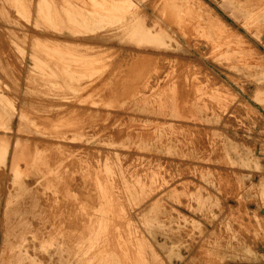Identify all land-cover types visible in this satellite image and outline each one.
I'll list each match as a JSON object with an SVG mask.
<instances>
[{
	"label": "rangeland",
	"instance_id": "374dc122",
	"mask_svg": "<svg viewBox=\"0 0 264 264\" xmlns=\"http://www.w3.org/2000/svg\"><path fill=\"white\" fill-rule=\"evenodd\" d=\"M0 114V264H264V0H0Z\"/></svg>",
	"mask_w": 264,
	"mask_h": 264
},
{
	"label": "bare ground",
	"instance_id": "6f19581e",
	"mask_svg": "<svg viewBox=\"0 0 264 264\" xmlns=\"http://www.w3.org/2000/svg\"><path fill=\"white\" fill-rule=\"evenodd\" d=\"M22 1V0H21ZM174 4V3H173ZM165 5H166V3H165ZM174 7H175V5H174ZM173 11V10H172ZM206 39V38H205ZM71 45V44H70ZM51 50V49H50ZM74 50V49H73ZM210 53V52H209ZM78 54V53H77ZM219 54V53H218ZM158 55V54H157ZM55 56V55H54ZM221 56V55H220ZM215 57H217V56H215ZM44 59V58H43ZM142 59V58H141ZM211 59H212V57H211ZM59 60V59H58ZM92 60V59H91ZM136 60H138V59H136ZM150 60V59H149ZM42 61V60H41ZM83 62V61H82ZM86 62V61H85ZM84 62V63H85ZM91 62V61H90ZM94 62V61H93ZM131 62H132V60H131ZM175 63V62H174ZM232 63V62H231ZM43 64V63H42ZM61 64V63H60ZM46 65V64H45ZM140 65V64H139ZM162 65V64H161ZM221 65V64H220ZM36 66V65H35ZM75 66V65H74ZM79 66V65H78ZM92 66H94V65H92ZM132 66V65H131ZM138 66V65H137ZM185 66H186V64H185ZM228 66V65H227ZM38 67H40V66H38ZM150 67V66H149ZM155 67V66H154ZM171 67V66H170ZM192 67V66H191ZM195 67V66H194ZM198 67V66H197ZM138 68V67H137ZM145 68V67H144ZM174 68H177V67H174ZM189 68V67H188ZM44 69V68H43ZM79 69V68H78ZM89 69V68H88ZM141 69H142V67H141ZM182 69H183V67H182ZM71 70H73L72 68H71ZM89 70H91V69H89ZM93 70V69H92ZM115 70V69H114ZM192 70V69H191ZM74 71V70H73ZM97 71V70H96ZM195 71V70H194ZM112 72V71H111ZM143 72V71H142ZM145 72V71H144ZM187 72V71H186ZM87 73V72H86ZM152 73V72H151ZM182 73V72H181ZM46 74V73H45ZM144 74V73H143ZM56 75V74H55ZM108 75V74H107ZM107 75H105V76H107ZM185 75V74H184ZM99 77H97V79H98ZM171 78H173V76L171 77ZM181 78V77H180ZM168 79V78H167ZM186 79V78H185ZM196 79V78H195ZM67 80V79H66ZM96 80V79H95ZM169 80V79H168ZM170 81V80H169ZM189 81V80H188ZM196 81V80H195ZM197 81H199V80H197ZM89 82V81H88ZM92 82V81H91ZM114 82H115V80H114ZM113 82V83H114ZM174 82V81H173ZM193 82V81H192ZM126 83V82H125ZM129 83V82H128ZM127 83V84H128ZM133 83V82H132ZM170 83V82H169ZM179 83V82H178ZM196 83V82H195ZM199 83V82H198ZM84 84V83H83ZM92 84V83H91ZM121 84V83H120ZM171 84V83H170ZM193 84V83H192ZM85 85V84H84ZM115 85H116V83H115ZM188 85V84H187ZM201 85H202V83H201ZM83 86V85H82ZM113 86V85H112ZM159 86V85H158ZM166 86V85H165ZM175 86V85H174ZM91 87V86H90ZM185 87V86H184ZM187 87V86H186ZM198 87V86H197ZM202 87V86H201ZM203 87H204V85H203ZM208 87V86H207ZM206 87V88H207ZM120 88H121V86H120ZM125 88V87H124ZM88 89V88H87ZM103 89V88H102ZM127 89H129L128 87H127ZM155 89V88H154ZM157 89V88H156ZM159 89V88H158ZM163 89H164V86H163ZM194 89H196V88H194ZM84 90H85V88H84ZM110 90V89H109ZM121 90H122V88H121ZM130 90V89H129ZM137 90V89H136ZM160 90H161V88H160ZM175 90V89H174ZM182 90V89H181ZM202 90V89H201ZM89 91V90H88ZM126 91V90H125ZM128 91V90H127ZM167 91V90H166ZM204 91V90H203ZM209 90H207V92H208ZM91 92V91H90ZM118 92L119 91H117V94H118ZM123 92H124V90H123ZM129 92V91H128ZM138 92V91H137ZM169 92V91H168ZM103 93H105V92H103ZM112 93V92H111ZM114 93V92H113ZM116 93V92H115ZM175 93V92H174ZM218 93H219V91H218ZM92 94V93H91ZM110 94V93H109ZM123 94V93H122ZM138 94V93H137ZM200 94V93H199ZM93 95V94H92ZM99 95H100V93H99ZM127 95V94H126ZM129 95V94H128ZM128 95H127V97H128ZM208 95V94H207ZM222 95H224V94H222ZM231 95V94H230ZM90 96V95H89ZM124 96V95H123ZM130 96V95H129ZM157 96V95H156ZM173 96V95H172ZM204 96V95H203ZM88 97V96H87ZM140 97V96H139ZM213 97H214V95H213ZM102 98V97H101ZM120 98H121V96H120ZM146 98V97H145ZM175 98V97H174ZM197 98V97H196ZM221 98V97H220ZM79 99V98H78ZM91 99V98H90ZM121 99H123L124 100V98H121ZM127 99V98H126ZM142 99H143V97H142ZM210 99V98H209ZM216 99V98H215ZM219 99V98H218ZM222 99V98H221ZM98 100V99H97ZM120 100V99H119ZM165 100V99H164ZM187 100H189V99H187ZM199 100V99H198ZM205 100H207V99H205ZM204 100V101H205ZM32 101V100H31ZM76 101H77V98H76ZM92 101H95L94 99L92 100ZM100 101V100H99ZM108 101V100H107ZM122 101V100H121ZM96 102V101H95ZM103 102V101H102ZM120 102V101H119ZM137 102V101H136ZM150 102V101H149ZM201 102V101H200ZM218 102H220V99H219V101ZM229 102V101H228ZM73 103V102H72ZM111 103H113V102H111ZM110 103V104H111ZM79 104V103H78ZM84 104V103H83ZM104 104V103H103ZM120 103H118V105H119ZM140 104V103H139ZM200 104V103H199ZM93 105V104H92ZM145 105V104H144ZM152 105V104H151ZM221 105V104H220ZM55 106V105H54ZM99 106H101V105H99ZM111 106V105H110ZM114 106H115V104H114ZM193 106V105H192ZM203 106V105H202ZM219 106V105H218ZM233 106V105H232ZM44 107V106H43ZM60 107V106H59ZM67 107V106H66ZM69 107V106H68ZM220 107V106H219ZM111 108V107H110ZM117 108V107H116ZM121 108V107H120ZM191 108V107H190ZM196 108V107H195ZM216 108H217V106H216ZM32 109V108H31ZM48 109V108H47ZM53 109V108H52ZM113 109V108H112ZM142 109V108H141ZM159 109V108H158ZM168 109V108H167ZM207 109V108H206ZM214 109V108H213ZM63 110H65V109H63ZM95 110V109H94ZM192 110V109H191ZM195 110H197V109H195ZM212 110V109H211ZM217 110V109H216ZM58 111H59V109H58ZM69 112H70V110H68ZM74 111V110H73ZM72 111V113H74ZM150 111H151V109H150ZM213 111V110H212ZM31 112V111H30ZM53 112V111H52ZM97 112V111H96ZM144 112V111H143ZM146 112V111H145ZM163 112V111H162ZM177 113H179L178 111H176ZM34 113V112H33ZM36 113V112H35ZM76 113V112H75ZM147 113V112H146ZM151 113V112H150ZM156 113V112H155ZM170 113V112H169ZM46 114V113H45ZM53 114V113H52ZM55 114V113H54ZM60 114V113H59ZM61 114H62V110H61ZM68 114V113H67ZM66 114V115H67ZM109 114V113H108ZM158 114V113H157ZM248 114V113H247ZM1 115V114H0ZM30 115V114H29ZM31 115H33V114H31ZM78 115V114H77ZM94 115V114H93ZM100 115V114H99ZM98 115V116H99ZM149 115V114H148ZM156 115V114H155ZM44 116H46V115H44ZM58 116V115H57ZM61 116V115H60ZM59 116V117H60ZM97 116V117H98ZM103 116V115H102ZM154 116V115H153ZM177 116H178V114H177ZM219 116V115H218ZM34 117V116H33ZM37 117V116H36ZM54 117V116H53ZM66 117H68V116H66ZM74 117V116H73ZM96 117V118H97ZM156 117V116H155ZM188 117V116H187ZM57 118V117H56ZM69 118H70V116H69ZM76 118V117H75ZM181 118V117H180ZM192 118V117H191ZM66 119V118H65ZM107 119V118H106ZM146 119V118H145ZM176 119V118H175ZM194 119V118H193ZM54 120V119H53ZM56 120V119H55ZM60 120H61V118H60ZM79 120H80V118H79ZM98 120V119H97ZM96 120V121H97ZM104 120V119H103ZM148 120V119H147ZM199 120V119H198ZM62 121V120H61ZM78 121V120H77ZM98 121H100L101 122V120H98ZM106 121V120H105ZM124 121V120H123ZM139 121V120H138ZM6 122V121H5ZM43 122V121H42ZM55 122V121H54ZM65 122V121H64ZM109 122V121H108ZM115 122H116V120H115ZM114 122V123H115ZM119 122V121H118ZM148 122V121H147ZM179 122V121H178ZM185 122V121H184ZM70 123L71 122H69V125L68 126H66V127H69L70 126ZM83 123V122H82ZM104 123V122H103ZM129 123V122H128ZM141 123V122H140ZM143 123V122H142ZM161 123V122H160ZM172 123V122H171ZM61 124V123H60ZM79 124V123H78ZM83 124H85V123H83ZM112 124V123H111ZM175 124V123H174ZM199 124H200V122H199ZM10 125V124H9ZM53 125V124H52ZM51 125V126H52ZM67 125V124H66ZM117 125V124H116ZM139 125V124H138ZM155 125V124H154ZM170 125V124H169ZM50 126V127H51ZM55 126V125H54ZM65 126V125H64ZM86 126H87V124H86ZM112 126V128H113V125H111ZM149 126V125H148ZM172 126V125H171ZM179 126V125H178ZM0 127H2V125L0 124ZM53 127V126H52ZM57 127H58V124H57ZM74 127V126H73ZM89 127V126H88ZM91 127V126H90ZM108 127V126H107ZM128 127V126H127ZM154 127V126H153ZM159 127V126H158ZM168 127V126H167ZM170 127V126H169ZM190 127V126H189ZM48 128H49V126H48ZM63 128V127H62ZM72 128V127H71ZM78 128V127H77ZM105 128V127H104ZM109 128V127H108ZM155 128V127H154ZM55 130H56V128H54ZM82 129V128H81ZM93 129V128H92ZM107 129V128H106ZM165 129V128H164ZM171 129H172V127H171ZM58 130V129H57ZM76 130H78V129H76ZM108 130V129H107ZM120 130V129H119ZM162 130V129H161ZM195 130V129H194ZM193 130V131H194ZM123 131V130H122ZM178 131V130H177ZM55 132V131H54ZM53 132V133H54ZM93 132H95V131H93ZM114 132V131H113ZM151 132V131H150ZM160 132V131H159ZM164 132V131H163ZM185 132V131H184ZM76 134H77V131L75 132ZM82 133V132H81ZM124 133V132H123ZM147 132H145V134H146ZM177 133V132H176ZM175 133V134H176ZM197 133V132H196ZM63 134V133H62ZM164 134V133H163ZM185 134V133H184ZM205 134V133H204ZM203 134V135H204ZM97 135V134H96ZM189 135V134H188ZM92 136V135H91ZM133 137V136H132ZM143 137V136H142ZM147 137V136H146ZM156 137V136H155ZM154 137V138H155ZM176 137V136H175ZM181 137V136H180ZM58 138V137H57ZM62 138V137H61ZM76 137H74V139H75ZM117 138V137H116ZM120 138V137H119ZM134 138V137H133ZM145 138V137H144ZM7 139V138H6ZM92 139V138H91ZM1 140V139H0ZM148 140V139H147ZM151 140V139H150ZM155 140V139H154ZM183 140V139H182ZM20 141V140H19ZM120 141V140H119ZM118 141V142H119ZM135 141V140H134ZM189 141V140H188ZM4 142V141H3ZM3 142H1L0 141V161L1 160H3V161H5L4 160V157L6 156L7 157V153H6V149L8 148L7 147V145L6 144H4ZM31 142V141H30ZM114 142V141H113ZM141 142V141H140ZM148 142H150V141H148ZM6 143V142H5ZM52 143V142H51ZM59 143V142H58ZM121 143V142H120ZM17 144V143H16ZM22 144V143H21ZM30 144V143H29ZM36 144V143H35ZM35 144H33V146H35ZM46 144V143H45ZM78 144V143H77ZM15 145V144H14ZM37 145H38V143H37ZM36 145V146H37ZM58 145H60V144H58ZM64 145V144H63ZM118 145H120V144H118ZM117 145V146H118ZM10 146V145H9ZM26 146V145H25ZM31 146V145H30ZM116 146V147H117ZM56 147H58V146H56ZM109 147V146H108ZM33 148H35V147H33ZM61 148V147H60ZM111 148V147H110ZM201 148V147H200ZM12 149H14V148H12ZM26 149V148H25ZM36 149V148H35ZM55 149V148H54ZM116 149V148H115ZM17 150H18V148H17ZM28 150H29V148H28ZM32 150V149H31ZM38 150V149H37ZM48 150V149H47ZM60 150V149H59ZM58 150V151H59ZM133 150V149H132ZM21 151V150H20ZM35 151V150H34ZM49 151V150H48ZM16 152V151H15ZM25 152H26V150H25ZM30 152V151H29ZM56 152V151H55ZM63 152V151H62ZM139 152V151H138ZM194 152V151H193ZM210 152V151H209ZM34 153V152H33ZM33 153H30V154H28V152H27V154H25V155H30L31 157V159H32V156H33ZM38 153V152H37ZM132 153H133V151H132ZM36 154V153H35ZM61 154V153H60ZM114 154V153H113ZM11 155H12V153H11ZM22 155V154H21ZM24 155V154H23ZM99 155V154H98ZM118 155H119V153H118ZM117 155V156H118ZM139 155V154H138ZM18 156V155H17ZM16 156V157H17ZM51 156V155H50ZM49 156V157H50ZM53 156V155H52ZM100 156V155H99ZM23 157V156H22ZM25 157V156H24ZM60 158H61V156H59ZM68 157V156H67ZM88 157V156H87ZM133 157V156H132ZM137 157V156H136ZM204 157V156H203ZM211 157V156H210ZM1 158H3V159H1ZM38 158V154L33 158V162H34V160L35 159H37ZM42 158V157H41ZM41 158H39V159H41ZM54 158V157H53ZM78 158V157H77ZM123 158V157H122ZM138 158V157H137ZM117 159H118V157H117ZM211 159V158H210ZM48 160V159H47ZM95 160V159H94ZM102 160V159H101ZM104 160V159H103ZM121 160V159H120ZM150 160V159H149ZM154 160V159H153ZM203 160V159H202ZM205 160V159H204ZM45 161V160H44ZM78 161V160H77ZM99 161V160H98ZM116 161V160H115ZM209 161V160H208ZM12 162H13V164H12V167H13V169H14V167H16V169H14V172H15V174H16V176L17 175H19V173H20V171H19V169L17 168L18 167V162H16V159H15V155H14V158H13V160H12ZM36 162V161H35ZM34 162V163H35ZM38 162V161H37ZM36 162V163H37ZM42 162H43V158H42ZM58 162H59V160H58ZM62 162V161H61ZM71 162V161H70ZM112 162V161H111ZM125 162V161H124ZM25 163V162H24ZM36 163H35V165H36ZM41 163V162H40ZM55 162H52V165L54 164ZM93 163V162H92ZM102 163V162H101ZM115 163V162H114ZM120 163V162H119ZM146 163V162H145ZM45 164V163H44ZM131 164V163H130ZM147 164V163H146ZM21 165V164H20ZM41 165V167H42V164H40ZM65 165H66V163H65ZM65 165H64V167H65ZM67 165H68V163H67ZM70 165V164H69ZM90 165V164H89ZM117 165V164H116ZM131 165H133V163L131 164ZM38 166H39V164H38ZM71 166H72V164H71ZM78 166V165H77ZM81 166V165H80ZM86 166V165H85ZM98 166H100V165H98ZM125 166V165H124ZM147 166V165H146ZM54 167V166H53ZM67 167V166H66ZM91 167V166H90ZM111 167H112V165H111ZM114 167V166H113ZM196 167V166H195ZM38 168V167H37ZM37 168H35V169H37ZM92 168V167H91ZM117 168V167H116ZM157 168V167H156ZM32 169V168H31ZM39 169V168H38ZM38 169H37V171H38ZM76 169V168H75ZM86 169V168H85ZM102 169V168H101ZM100 169V170H101ZM117 169H119V168H117ZM88 170V169H87ZM110 170V169H109ZM120 170V169H119ZM148 170V169H147ZM156 170V169H155ZM162 170V169H161ZM206 170V169H205ZM61 171H62V169H61ZM69 171V170H68ZM93 171V170H92ZM103 171V170H102ZM101 171V172H102ZM142 171V170H141ZM210 171V170H209ZM30 172V171H29ZM114 172V171H113ZM117 172V171H116ZM149 172V171H148ZM31 173V172H30ZM61 173V172H60ZM81 173V172H80ZM87 173V172H86ZM89 173V172H88ZM82 174V173H81ZM84 174V173H83ZM119 174V173H118ZM29 175V174H28ZM60 175V174H59ZM71 175V174H70ZM126 175V174H125ZM141 175V174H140ZM97 176V175H96ZM107 176V175H106ZM137 176V175H136ZM142 176H143V174H142ZM66 177H68V176H66ZM70 177V176H69ZM105 177V176H104ZM118 177V176H117ZM128 177V176H127ZM145 177V176H144ZM108 178V177H107ZM106 178V179H107ZM124 178H125V176H124ZM133 178V177H132ZM80 180H81V178H80ZM85 180V179H84ZM88 180V179H87ZM120 180V179H119ZM108 181V180H107ZM128 181V180H127ZM145 181V180H144ZM65 182H66V180H65ZM73 182V181H72ZM131 182V181H130ZM140 182V181H139ZM71 183V182H70ZM85 183V182H84ZM103 183V182H102ZM109 183V182H108ZM144 183H146V182H144ZM80 184V183H79ZM92 184V183H91ZM97 184H98V182H97ZM121 184V183H120ZM133 184V183H132ZM140 184V183H139ZM152 184H154V183H152ZM66 185V184H65ZM67 185H69V184H67ZM144 185V184H143ZM93 186V185H92ZM150 186H151V184H150ZM154 186V185H153ZM140 187V186H139ZM157 187H159V186H157ZM65 188V187H64ZM75 188V187H74ZM97 188V187H96ZM146 188V187H145ZM50 189V188H49ZM60 189V188H59ZM92 189V188H91ZM147 189V188H146ZM114 190V189H113ZM141 190V189H140ZM153 190V189H152ZM154 190H155V187H154ZM74 191V190H73ZM96 191V190H95ZM94 191V192H95ZM103 191V190H102ZM117 191V190H116ZM119 191V190H118ZM133 191H134V189H133ZM42 192V191H41ZM44 192V191H43ZM131 192H132V190H131ZM144 192V191H143ZM154 192V191H153ZM158 192V191H157ZM161 192V191H160ZM45 193V192H44ZM47 193V192H46ZM51 193V192H50ZM73 193V192H72ZM136 193V192H135ZM69 194V193H68ZM84 194V193H83ZM60 195H61V193H60ZM67 195V194H66ZM66 195H65V197H66ZM78 195V194H77ZM96 195V194H95ZM142 195V194H141ZM98 196V195H97ZM128 196V195H127ZM145 196V195H144ZM101 197V196H100ZM108 197V196H107ZM49 198V197H48ZM77 198V197H76ZM142 198V197H141ZM148 198V197H147ZM50 199V198H49ZM79 199V198H78ZM86 199V198H85ZM93 199V198H92ZM95 199V198H94ZM117 199V198H116ZM60 200V199H59ZM64 200V199H63ZM141 200V199H140ZM76 201V200H75ZM88 201V200H87ZM120 201V200H119ZM65 202V201H64ZM80 202V201H79ZM113 202V201H112ZM154 202V201H153ZM152 202V203H153ZM156 202H157V200H156ZM84 202L82 201V204H83ZM93 203V202H92ZM122 203V202H121ZM54 204V203H53ZM78 204V203H77ZM80 204V203H79ZM100 204V203H99ZM105 204V203H104ZM58 205V204H57ZM135 205V204H134ZM85 206H86V204H85ZM56 207V206H55ZM63 207V206H62ZM106 207V206H105ZM110 207V206H109ZM60 208V207H59ZM89 208V207H88ZM97 208V207H96ZM108 208V207H107ZM57 209V208H56ZM85 209V208H84ZM94 209V208H93ZM63 211V210H62ZM71 211V210H70ZM118 211V210H117ZM52 212V211H51ZM120 212V211H119ZM137 213V212H136ZM72 216V215H71ZM70 216V217H71ZM74 216V215H73ZM67 217V216H66ZM69 217V218H70ZM126 217V216H125ZM76 218V217H75ZM111 218V217H110ZM83 219V218H82ZM107 220V219H106ZM115 220V219H114ZM63 221V220H62ZM68 221V220H67ZM74 221V220H73ZM110 221H111V219H110ZM113 221V220H112ZM69 223V222H68ZM97 223V222H96ZM67 224V223H66ZM80 224V223H79ZM104 224V223H103ZM74 225V224H73ZM89 226V225H88ZM67 227V226H66ZM69 227H71V225H69ZM79 227V226H78ZM77 227V228H78ZM51 228V227H50ZM53 228V227H52ZM74 228V227H73ZM89 229V228H88ZM73 231V230H72ZM57 232V231H56ZM80 237V236H79ZM87 247H89V246H87Z\"/></svg>",
	"mask_w": 264,
	"mask_h": 264
}]
</instances>
